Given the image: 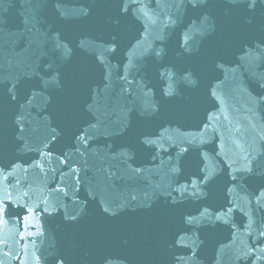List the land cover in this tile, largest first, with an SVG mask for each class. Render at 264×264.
Instances as JSON below:
<instances>
[{
    "label": "water",
    "instance_id": "95a60500",
    "mask_svg": "<svg viewBox=\"0 0 264 264\" xmlns=\"http://www.w3.org/2000/svg\"><path fill=\"white\" fill-rule=\"evenodd\" d=\"M0 264H264V0H0Z\"/></svg>",
    "mask_w": 264,
    "mask_h": 264
}]
</instances>
